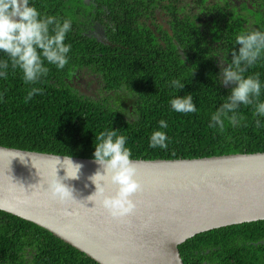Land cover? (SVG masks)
<instances>
[{"label": "trees", "instance_id": "16d2710c", "mask_svg": "<svg viewBox=\"0 0 264 264\" xmlns=\"http://www.w3.org/2000/svg\"><path fill=\"white\" fill-rule=\"evenodd\" d=\"M97 4L100 0H93ZM105 3V1H102ZM119 23L107 41L84 36L80 29L86 0H30L41 15L71 19L66 35L71 44L68 64L54 65L40 83L43 93L25 102L27 91L19 69L11 66L0 77V145L10 148L78 158H94L95 136L117 130L126 137L131 159H195L229 154L264 152V117L254 116V106L241 105L235 125L225 131L210 128V117L235 85H223L220 58L231 62L239 49L236 35L264 31V0H230L213 6L203 2L204 15L175 7L173 34H153L124 25L128 1L112 0ZM120 9L117 10L116 6ZM123 15V19H122ZM207 16H211L208 19ZM122 19V22H121ZM8 57L0 52V61ZM75 65H86L105 76L109 97L80 95L67 80ZM227 67V63L224 64ZM259 73L264 102V56L245 76ZM180 80V90L170 85ZM121 92L128 99L117 96ZM191 94L197 111L178 113L170 100ZM115 103L120 107L114 108ZM165 120L166 129L158 121ZM259 119L261 126L256 127ZM164 131L168 148H152L153 131ZM184 264H264V221L229 226L199 234L179 246ZM0 264H98L49 231L15 215L0 211Z\"/></svg>", "mask_w": 264, "mask_h": 264}, {"label": "water", "instance_id": "95a60500", "mask_svg": "<svg viewBox=\"0 0 264 264\" xmlns=\"http://www.w3.org/2000/svg\"><path fill=\"white\" fill-rule=\"evenodd\" d=\"M68 157L0 145V211L49 231L98 264H184L179 246L189 239L264 221V152L132 159L143 190L133 197L138 207L131 223L88 199L97 190L89 177L104 171L94 158L71 157L82 165L79 179L65 181L75 202L50 198L49 179L72 170ZM97 184L115 194L106 178L97 177Z\"/></svg>", "mask_w": 264, "mask_h": 264}, {"label": "clouds", "instance_id": "9594fccd", "mask_svg": "<svg viewBox=\"0 0 264 264\" xmlns=\"http://www.w3.org/2000/svg\"><path fill=\"white\" fill-rule=\"evenodd\" d=\"M71 27V19L61 21L56 16H42L34 5L30 6V0H0V52L8 57L0 61V77H7L10 66L13 70L19 69L24 84L32 85L27 91L26 103L43 93V89L35 85L49 73L45 62L58 69H63L68 64L71 44H66L65 40ZM235 43L240 47L238 51L234 48L231 52L230 63L221 56L219 74L223 85L231 84L235 87L221 106L211 114L208 125L220 132L225 131L226 121L235 125L241 119L238 115L241 105L254 106V116L264 117V102L260 101L262 85L259 73L245 76L248 69L264 56V31L242 32L236 35ZM225 63L227 67H224ZM170 85L180 90L185 87L178 79L172 80ZM170 106L175 112L183 114L197 111L191 94L172 98ZM113 107L118 109L120 104L115 103ZM158 124L161 129L168 127L163 119L159 120ZM255 124L259 128L261 121L256 119ZM167 140L164 131H153L149 146L167 149ZM131 155V150L126 147V137L118 135L117 130L101 131L95 136L94 162L101 165L104 171H97L89 177L97 190L88 199L106 210L113 219L125 223H131L128 218L138 207V201L133 197L143 190L141 182L136 178L138 168ZM65 159L72 170L65 167L66 173L63 177L56 172L55 176L49 179L46 189L51 199L61 203L77 200L73 187L65 181L79 179L82 167L73 163L71 157ZM97 177L106 178L108 183L116 186L115 194H108L104 187L98 185Z\"/></svg>", "mask_w": 264, "mask_h": 264}, {"label": "flooded vegetation", "instance_id": "af4514ba", "mask_svg": "<svg viewBox=\"0 0 264 264\" xmlns=\"http://www.w3.org/2000/svg\"><path fill=\"white\" fill-rule=\"evenodd\" d=\"M87 6L84 13H81V19L83 20L81 26V33L89 38H96L98 41H107L108 35H111L112 31H116V26L119 25L117 15H114L110 6L112 0H100L97 4L93 0H86ZM105 1V3H102ZM128 1L129 11H126L124 7V25L131 27V30H127L128 33H134L135 27L143 30V25H147L153 34L163 35L168 33L173 34V28L176 27V19L173 14L175 7L186 12L192 11L198 16H202L205 19L204 13L205 6H200L203 2L206 5L208 12V5H214V0H126ZM219 3L230 0H216ZM117 10L120 9L115 6ZM211 17V16H209ZM207 16L206 19L209 18ZM123 19V15H122ZM121 19V22H122ZM86 69L90 74L86 73ZM67 80L73 85V88L80 95H87L95 99H107L109 97L110 85L107 82L105 76L94 71L86 65H75L71 73L67 74ZM119 92L117 99L125 98Z\"/></svg>", "mask_w": 264, "mask_h": 264}, {"label": "rangeland", "instance_id": "374dc122", "mask_svg": "<svg viewBox=\"0 0 264 264\" xmlns=\"http://www.w3.org/2000/svg\"><path fill=\"white\" fill-rule=\"evenodd\" d=\"M86 73L90 74L89 70L86 69Z\"/></svg>", "mask_w": 264, "mask_h": 264}, {"label": "bare ground", "instance_id": "6f19581e", "mask_svg": "<svg viewBox=\"0 0 264 264\" xmlns=\"http://www.w3.org/2000/svg\"><path fill=\"white\" fill-rule=\"evenodd\" d=\"M56 155V154H55ZM63 156V155H62Z\"/></svg>", "mask_w": 264, "mask_h": 264}]
</instances>
